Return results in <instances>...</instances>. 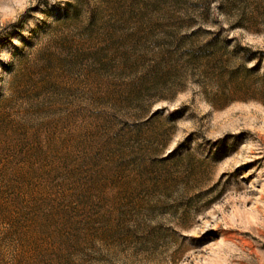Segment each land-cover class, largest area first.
Here are the masks:
<instances>
[{
	"label": "rangeland",
	"instance_id": "rangeland-1",
	"mask_svg": "<svg viewBox=\"0 0 264 264\" xmlns=\"http://www.w3.org/2000/svg\"><path fill=\"white\" fill-rule=\"evenodd\" d=\"M0 264H264V0H0Z\"/></svg>",
	"mask_w": 264,
	"mask_h": 264
}]
</instances>
